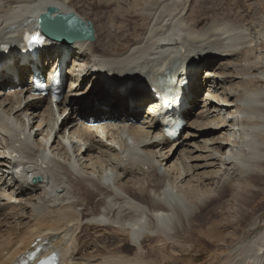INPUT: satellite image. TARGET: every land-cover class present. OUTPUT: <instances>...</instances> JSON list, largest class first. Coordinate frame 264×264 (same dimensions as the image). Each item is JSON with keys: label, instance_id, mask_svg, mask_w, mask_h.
<instances>
[{"label": "bare ground", "instance_id": "obj_1", "mask_svg": "<svg viewBox=\"0 0 264 264\" xmlns=\"http://www.w3.org/2000/svg\"><path fill=\"white\" fill-rule=\"evenodd\" d=\"M248 1L234 11L223 0H0V55L12 51L0 62V264L42 248L62 264L182 263L180 239L224 240L210 264H264L261 215L217 237L242 223L251 195L264 199V0ZM50 7L99 21L96 41L67 46L76 78L56 106L29 101L26 79L65 50L14 52ZM167 69L191 88L175 142L142 111L145 84ZM16 202L20 229L9 223ZM224 212L235 215L221 223Z\"/></svg>", "mask_w": 264, "mask_h": 264}, {"label": "rangeland", "instance_id": "obj_2", "mask_svg": "<svg viewBox=\"0 0 264 264\" xmlns=\"http://www.w3.org/2000/svg\"><path fill=\"white\" fill-rule=\"evenodd\" d=\"M224 3L228 2V6H230L232 9V7L234 8V11H237V8H239L240 10H249L250 8V2L248 0H223ZM237 2V3H236ZM248 5V6H247ZM237 6V7H236ZM254 6H256L254 4ZM246 8V9H245ZM258 9V6L256 7V10ZM104 11L106 12L107 16L109 15V11L107 9H104ZM91 22V21H90ZM99 24V21H95L94 24L95 26ZM205 71L203 70L201 73V77L205 78ZM206 94H202V98L201 96L199 97L200 100L205 98ZM40 139H42V137H39ZM233 193H236L235 191ZM235 196V195H234ZM252 201V203L249 205V208L246 210V212L241 216V217H237L240 221H242V223L239 224V226H232L229 225L228 227L225 226L223 227L222 225H220L217 229L218 232V236L219 238L223 236H226L228 233H232V231L235 229V232L240 235L241 233H243V231L246 230L247 225L250 223V221L252 220L253 217L257 216V215H261L260 218V229H262V226L264 225V199L262 200V196L261 195H257V196H252L249 197ZM23 201V205H26L25 203V199L24 198H18L19 200ZM261 201V202H260ZM259 202L261 204H259ZM1 203H5V201H1ZM19 202L15 203V208L18 206ZM18 209V210H17ZM9 212H12L14 217H12V220L9 221V223L11 225H18L20 227H18V229L22 228V225L25 224L28 219L27 216L25 215L23 209L21 208H16L14 210H9ZM226 214H223L222 217H220V221L222 223V221H226L229 219H232L235 214L232 213H227L224 212ZM0 218L2 219L1 215ZM222 219V220H221ZM8 224V226L10 225ZM21 224V225H20ZM4 229V227L2 228V230ZM261 232V231H259ZM221 234V235H220ZM257 234L256 231L254 230H249L246 231L245 236H243L244 240H250L251 238H254V236ZM88 235V234H87ZM89 235L91 236H98L101 235L103 237L104 236H109L106 233H104L103 231H99V230H91L89 232ZM88 235V236H89ZM120 239L123 241H126V237L125 236H120ZM184 239H180V241L178 240V246L179 248H182L185 254V257L183 258L182 263L181 262H177L175 261L173 264H210V262H212L216 257H218V254L220 253V249L222 248V243L224 240H216L215 242H213V244H210L208 241H202V240H198L196 238V240H198L197 242L193 243L190 242L189 239L186 241H183ZM227 242L230 240L229 238L226 239ZM255 240V238L253 239ZM176 243V242H175ZM153 245H156V243H154ZM159 245V244H157ZM177 253V254H176ZM176 257H178L177 255H181L180 252L175 251ZM177 259V258H176ZM182 260V259H181Z\"/></svg>", "mask_w": 264, "mask_h": 264}, {"label": "water", "instance_id": "obj_3", "mask_svg": "<svg viewBox=\"0 0 264 264\" xmlns=\"http://www.w3.org/2000/svg\"><path fill=\"white\" fill-rule=\"evenodd\" d=\"M56 12H57V8L51 7L49 8L48 13L42 16V19L44 20L45 18H48L49 16L51 18V14L56 13ZM59 19L74 22V24L76 25L75 27L76 33H75V36H72L70 38H66L65 35L58 37V40L62 42H68V43H72L76 41L94 42L96 40L95 29H94V25L92 22L90 21L86 22L74 14H71L68 16L61 14ZM52 21L54 22L55 20L52 19Z\"/></svg>", "mask_w": 264, "mask_h": 264}, {"label": "snow or ice", "instance_id": "obj_4", "mask_svg": "<svg viewBox=\"0 0 264 264\" xmlns=\"http://www.w3.org/2000/svg\"><path fill=\"white\" fill-rule=\"evenodd\" d=\"M31 39H33L35 42H40L39 37H32Z\"/></svg>", "mask_w": 264, "mask_h": 264}]
</instances>
